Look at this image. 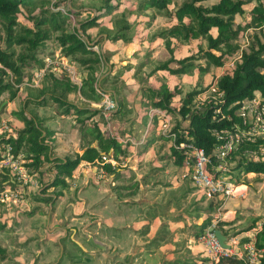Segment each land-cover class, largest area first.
I'll list each match as a JSON object with an SVG mask.
<instances>
[{"label":"trees","instance_id":"1","mask_svg":"<svg viewBox=\"0 0 264 264\" xmlns=\"http://www.w3.org/2000/svg\"><path fill=\"white\" fill-rule=\"evenodd\" d=\"M174 0H136L133 7L120 10L123 0H97L96 3L86 6L79 0H0V95L9 90L12 97H16L17 88L15 85L24 82V68L34 61L43 67V61L38 58V51L44 43L51 39L53 32H60L59 36L62 53L73 60L88 67V73L83 75V84L80 87L82 94L91 99H99L94 88V83L98 71L108 62L111 65L112 52L96 51L89 48L88 41H94L91 30L97 29L99 33L107 34L112 42L123 41L129 43L133 41L136 32L135 25L129 20L130 15L146 13L147 9H155L167 15L172 20H176L172 25L164 28L156 34L166 40L171 56L161 62L151 74L158 70H166L171 73H187L194 67V60L207 59L214 63L218 70H221L226 60L232 57L239 49L237 42L241 33H249L252 38L247 49L243 50L242 60L236 64L235 68L225 71L218 81L219 87L225 91L227 104L247 97H253L259 91L264 98V0H219L212 6L202 4L205 0H185L180 7L169 9V5ZM68 2L71 3L69 6ZM66 7L62 10L60 7ZM20 15L31 22V25L24 24ZM237 16H241L242 21L237 22ZM111 18L112 27L105 26L103 20ZM74 18V19H73ZM79 27H78V26ZM83 31V35L80 33ZM155 37L152 40H155ZM190 41L191 39H205L208 42L207 48H201L199 55H191L177 59L173 54L174 43L171 39ZM15 46H21L25 51L17 55ZM147 58L145 64L148 62ZM176 64L177 68H172ZM199 66V65H198ZM200 68V66L198 67ZM106 76L104 84L109 87L119 88L118 78ZM49 82L38 89L35 99L29 100L37 105H48L54 100L63 106L69 114L72 110L78 115H86L87 120H91L100 113L99 109H84L69 102V94L78 92L79 86L72 82L66 75L55 77L53 73L47 75ZM30 81H34L31 78ZM213 81V80H212ZM212 81L206 86L208 87ZM206 87L200 90H192L186 93L181 106L176 109L171 106L173 97L181 92L177 88L176 92L170 91L163 86L158 91L160 98L154 103L156 107L167 111H178L183 120H189V136L193 137L195 144L203 147L207 153H212L217 139L212 133V129L217 127L230 126V122L216 121L213 119V109L206 111H193L192 105L196 96ZM43 97L41 100L40 98ZM24 110L14 111L13 114L23 123V127L17 131L15 137L6 139L15 147V153H21L24 148L28 151V159L33 161L28 166L39 168L44 160H50V146L45 143L41 122L38 118ZM125 108L123 101L120 102L119 112ZM225 109V108H224ZM234 113V112H233ZM103 119V117H101ZM101 119V120H102ZM104 120V119H103ZM236 120H238L236 118ZM95 137L92 142L86 145L82 154L77 153L75 157L65 159H54L55 177L54 180L45 187H70L67 178H70L78 170L81 162L95 163L102 161L104 155H113L115 158L127 154V148L123 149L122 144L116 138L108 135L100 121L93 123ZM178 130V125L174 127ZM179 137V140H183ZM97 140V145L93 141ZM152 142V140H150ZM255 143L244 144L240 149L256 147ZM173 146V145H172ZM112 151V152H111ZM111 152V153H110ZM173 153L176 155L175 164L183 165V157L173 146ZM104 168L109 174L115 173L116 167L111 163H104ZM229 175L231 180L241 183L242 177L248 172L264 174V160L249 161L239 163L236 168H232ZM237 174L234 176V174ZM8 172L0 170V191L5 189L8 182ZM195 186V185H194ZM196 187V186H195ZM37 199L47 202L61 200V195L56 198L52 196L35 195ZM212 205V204H211ZM209 206V211L212 206ZM36 210L28 212L33 215ZM212 218H207L200 226L194 227L193 235L197 239L204 233ZM225 222L220 221L222 227ZM7 227L6 222L1 221L0 231ZM257 243L264 247V226ZM249 240V239H247ZM246 241V240H244ZM9 258L5 247L0 245V263ZM238 263H241L239 261ZM260 264H264V254Z\"/></svg>","mask_w":264,"mask_h":264},{"label":"crops","instance_id":"2","mask_svg":"<svg viewBox=\"0 0 264 264\" xmlns=\"http://www.w3.org/2000/svg\"><path fill=\"white\" fill-rule=\"evenodd\" d=\"M100 35V37L98 36L99 38L96 37L94 41L89 42L101 48L102 53L106 52L105 47H107L111 50L112 56L110 60L111 65L105 62L106 65H108V71L105 72V63L98 71L100 74L99 79L106 90L116 95L119 105L121 101L125 104V108L122 111H117L114 114V129L111 131V134L105 132L116 138V140L122 144V148H127L128 152L118 158L110 155L113 156L116 161V178L115 173H112L104 180L99 181L100 179L98 178L100 177L96 174L98 173V168L96 169L95 165H93L98 164L99 161L95 163L83 161V165L80 164L81 166H79L73 177L75 180L81 178L84 185H88L91 181H99L97 183L99 186H101L102 182H106L108 186L109 184L111 186H116V194L110 191V196L116 199V264H137L140 262L143 264H151V260L155 256H158V262L156 264H207L208 262L223 264V262H215L207 254L205 246L199 241V238L197 239V237L193 235L195 226H200L205 219L212 218L211 216H213L215 207L221 202V197L215 200H208L204 194L194 186L190 177L184 176L189 169L184 165L175 164L176 155L172 152V145L170 146L172 148L171 150L165 151L162 148L159 151H154L153 145L155 143L150 142V140H152L153 128H155V115L153 116L150 111L153 108H159L154 105L160 98L158 91L161 90L163 86H166L168 89L169 87L173 89L171 83L168 87L160 78L170 77L167 72L172 76L178 74L166 70H158L152 75L151 71L149 73V77H153L151 78L152 80H150L152 81L151 84L146 85L138 83L136 79L130 78L131 71H123L122 68H116V65H114V62L116 63V42H112L108 39L105 33H101ZM155 36L156 34L153 37ZM157 39H163L165 41L167 51L171 56L166 40L160 36L155 37V40ZM171 40L174 43L173 54L175 58H177L175 55V50L177 49L176 43L181 42V40L175 38ZM191 40L198 39L194 38ZM134 41L135 39L133 36V41L129 43H133ZM152 42H154V40H152ZM149 61L150 59L143 65H147ZM156 67L157 66H155L154 69ZM177 67L178 65L176 64L172 66V68ZM115 75H117L116 77L118 78L119 85H121L116 90L104 84L106 76L114 77ZM55 77L60 76L55 75ZM178 86L179 83L176 82L174 90H169L176 92ZM75 93H80L88 104L80 106L74 103L71 100V95ZM180 93L175 95L173 100L180 95ZM145 94H147V97ZM97 97L99 99L85 97L79 86V91L69 94L68 100L72 104H76L78 107L86 110L99 109L100 97ZM42 98L43 97H41L40 100ZM56 104L59 103L53 100V105L55 106ZM171 106L173 108L176 107L172 104ZM26 111L29 113L28 110ZM165 111L167 114L171 115L173 119H178L183 125L188 124L187 121L180 118L178 111ZM67 114L65 110L60 116L64 119ZM85 114L89 115V113ZM146 114L150 115L149 118H151L145 122L144 118ZM36 117L38 118L37 115ZM93 118L100 121L101 127H103L104 124V130L107 129L106 123L101 118L100 113ZM38 120L41 122L39 118ZM159 120L161 125V118ZM18 122L21 124L19 126H14L15 129H17V127H23L22 121L18 119ZM48 134V132L43 131V138H46ZM129 137L134 139V142H127ZM45 143L50 146L48 152L50 160H44L41 166L46 162L44 168L46 170V179L48 182H52L56 173L54 159L60 158L66 160L67 155L64 156L60 152V148H56L46 141ZM97 143L98 141L94 140L92 144L97 145ZM85 148L86 146L83 149H79L78 153L82 154ZM168 160L172 161L173 164L168 162ZM234 167L236 168V166ZM260 175L263 176L257 177ZM247 177L249 179L252 177L254 178L253 180L246 181L245 178ZM69 179L70 178H68V181ZM75 180L74 183L76 184ZM241 182L244 183V188L247 189L248 194L243 198H230L225 201L222 222L226 224L219 228L224 235L231 236L232 234H237L241 240L244 241L254 235L259 238V234L263 230L264 221L261 222L259 217L254 216V212L263 213L262 209L259 210L260 207L258 204L261 200L263 201L264 198H262L264 174L248 172L242 177ZM77 188V185H70L71 191H75ZM51 189L55 190V187H51L48 190ZM44 195H53V197L56 198L58 194H48L45 192L43 196ZM61 197V201L65 200L64 195ZM210 205L212 206L211 211L208 210ZM70 206H73L71 202ZM122 206L126 207V209L122 210ZM151 206H163L165 211L160 212L159 209L155 214L151 215L148 214L147 210H143L144 207ZM32 209H37V207L33 204ZM50 209L53 210V205H50ZM87 213L93 216H100L95 220L98 226L103 224L107 226L113 225L110 221L106 222L105 219L107 218L102 214L91 212L88 204L82 205L79 210L77 209V205H74L72 218L66 217L67 219H71V226L68 227L66 225L61 227L62 230L67 233L68 237L72 236L74 240L84 248H86L84 243L81 239L77 238L76 235L79 234L80 230L88 235L91 233L94 234L93 230L89 228L91 220L88 215H85ZM113 221H115L114 217ZM57 229L56 227H48L46 235L48 232H56ZM38 233L39 231L32 228L31 234L26 236V240L31 239V241L25 249H27L31 255H34V252L30 250V247ZM160 233L163 235L159 239ZM16 235L18 234L16 233ZM103 241L97 240V243L101 242L106 246ZM36 252L35 256L41 253V249H38ZM23 254V252H20V254H16L15 256L12 255V257L17 258L18 262L20 261L19 257ZM126 259L127 262L125 261ZM31 263H34L33 260ZM56 264L59 263L56 262Z\"/></svg>","mask_w":264,"mask_h":264},{"label":"rangeland","instance_id":"3","mask_svg":"<svg viewBox=\"0 0 264 264\" xmlns=\"http://www.w3.org/2000/svg\"><path fill=\"white\" fill-rule=\"evenodd\" d=\"M55 1V0H53ZM185 0H174L172 4L169 5V9L173 10L184 2ZM219 0H205L202 1V4L206 6H212L216 4ZM80 3L90 6L97 2V0H79ZM69 6L71 5L68 2ZM136 4V0H123L120 10L124 8L133 7ZM62 10L66 7L61 6ZM74 19V18H73ZM24 24L31 25L32 23L20 15V19ZM129 20L135 25V41L133 43H124L123 41L116 42V68H122L123 71L129 70L130 78H134L141 84H151L152 80L149 77V73L154 69L155 66L159 65L161 62L167 60L170 57V54L167 51L165 41L163 39H157L152 42V38L155 34L162 31L164 28L172 25L176 20H172L167 15L162 12H159L155 9H147L146 13L133 14L129 16ZM241 16H237V22H241ZM105 26L112 27V21L110 17H107L103 20ZM78 26V25H77ZM79 27V26H78ZM92 38L100 37L101 33L97 29L91 30ZM61 33L53 32L51 39L47 40L44 45H42L38 51V58L43 61V59L48 55H55L57 52L61 51L62 48L59 41V36ZM98 37V38H99ZM100 40V39H99ZM98 40V41H99ZM252 38L246 33H241L237 42L242 46L241 48L247 49L250 45ZM153 43V44H152ZM118 44V45H117ZM177 49L175 50V55L177 58H185L191 55H199V50L201 48H207L208 42L205 39L182 41L176 43ZM17 55L25 51L21 46H15ZM106 52H111L110 49L105 47ZM240 51V49H239ZM80 69L82 74L88 73V67L82 66L78 62L73 60V57H69ZM147 58L150 59L147 65L145 64ZM194 67L190 69L187 73H178V75L172 76L170 73L167 74L170 77H161L165 85L169 87L171 83L173 89L169 87L170 90H174L175 83H179V88L181 89L180 95H178L172 102L175 108L181 106V101L186 95L187 92L192 90H200L206 87L216 75L220 73V70L216 68L214 63L209 62L207 59H196L193 61ZM200 68H198L199 66ZM41 67L36 64L34 61H30L29 65L24 68V82L21 84L15 85L14 88H17L16 97H12L9 90L4 91L0 95V127L3 120H7L9 125L16 126L21 123L18 122V118L13 114L14 111L28 110L31 114L37 115L41 120V128L44 132H48V136L44 138V141L54 145L56 148H60V152L66 157H75L79 149H83L86 145L92 142L95 137V131L93 128V122H97L93 118L92 120L86 121L85 115H78L75 110H72L66 117L61 118V114L64 113V107L60 104L53 105L49 98L48 105H37L34 103H28L29 100H33L38 95V89L42 88L43 85L48 83L50 77H45L41 85L33 86L34 81H30L31 78L36 77V73ZM108 71V65L105 63V72ZM159 78V77H158ZM147 97V94H145ZM71 100L77 105L85 106L88 103L83 99V96L80 93H75L71 95ZM27 112V111H26ZM150 115L146 114L144 118L145 122L148 121ZM100 119V117L98 116ZM160 115L157 114L154 117V126L152 134V142L154 151L163 150L168 151L172 148V141L169 138H166L162 135V127L160 125ZM176 121H179L176 119ZM20 130V127L17 129L14 128L13 133L7 134L9 137H15L17 131ZM15 132V133H14ZM83 151V150H82ZM173 152V149H172ZM25 159L27 160L28 151L24 148L21 152ZM168 162L172 163V161ZM39 167L34 168L39 173V178L41 180V188L48 183L45 173V164ZM26 163L25 165L29 168ZM81 165L82 162H81ZM80 165V166H81ZM95 165V168L99 171L103 170L104 173H96L99 175L100 180L107 178L109 172L104 168L103 161L99 160L98 164ZM232 169V168H231ZM237 174L235 173L234 176ZM263 175L257 176L261 177ZM254 177L249 179L245 178L246 181L253 180ZM74 177H70L69 182L71 186H78L77 190L71 191L70 187H57L56 190L51 189L46 191L48 194H58L64 195L65 200H57L53 203V210L50 209V202L42 201L37 199L34 193L38 190L39 187L30 186V201L33 202L34 206L37 207L33 215H28V212H23L17 210V208L11 209L13 212L14 221H9L12 223L11 226L7 224V227L3 231H0V245L5 247L8 256L6 261H3L1 264H116V199L110 196V191H113L116 194V186H109L106 182H102L99 186L97 182H90L88 185H84L83 180L78 178L75 180ZM264 197V186L262 187V198ZM70 202L73 206H70ZM88 204L91 212H96L102 214L107 219L105 221L112 222L113 225L107 226L106 224L97 225L95 222L100 216L88 215L90 217V230H93L94 234H85L81 230L79 234L76 235L77 238L81 239L85 247H82L74 238L68 237L67 233L62 230L61 226H71V219L73 214V207L77 205L79 210L82 205ZM260 209H262V214L255 211L254 216L259 217L261 222L264 221V198L258 204ZM125 210L126 207H121ZM160 209V212H164L165 209L163 206H151L144 207L143 210H147L148 214H155ZM34 210V209H32ZM142 210V209H140ZM138 210V211H140ZM215 213V210H214ZM213 213V215H214ZM52 214V215H51ZM28 215V216H27ZM84 215V214H83ZM6 214L4 215V217ZM112 217V220H111ZM113 217L115 221H113ZM213 218V216H211ZM2 222H5L4 218H1ZM92 223V224H91ZM48 227L58 228L56 232L46 235ZM35 228L39 231L36 234L34 242L31 244L30 250L34 252V255H31L27 249H25L29 244L30 240H26V236L31 234V229ZM16 233L18 235H16ZM97 234V235H95ZM162 233L159 235V239L162 237ZM260 235V234H259ZM48 236V237H47ZM44 239H43V238ZM53 237V238H52ZM262 235L260 236V238ZM55 238V239H54ZM97 238V239H95ZM264 238V236H263ZM97 240L103 241L97 243ZM20 242V243H19ZM41 249V253L37 256L36 251ZM24 254L17 258H13L12 255ZM145 253V252H143ZM127 262V259L125 260ZM158 262V256H155L151 260V264H156ZM137 264H143L142 262ZM207 264H214L208 262Z\"/></svg>","mask_w":264,"mask_h":264},{"label":"built area","instance_id":"4","mask_svg":"<svg viewBox=\"0 0 264 264\" xmlns=\"http://www.w3.org/2000/svg\"><path fill=\"white\" fill-rule=\"evenodd\" d=\"M88 44L90 45L89 48L100 51L96 44L89 41ZM241 47L240 51L238 50L226 60L221 72L193 101V111L204 112L206 109L211 108L214 111V120L230 122V126L215 127L211 130L217 139V144L212 153H207L203 147L195 144L193 137L189 136V120H184L188 124L183 125L160 108H153L150 113L153 116L156 114L160 115L162 135L171 139L172 145L183 157V165L189 169L184 176L190 177L196 188L208 200H215L221 197V202L215 207L211 223L199 237V241L205 246L207 254L217 263L260 264L264 254V247L258 246V238L255 235L251 236L249 240L242 241L239 235L232 234L227 236L225 241L227 245L224 246L216 234V229H220L219 223L223 220L225 201L230 198H243L248 194L243 182L237 183L236 180L229 178L232 172L231 168L241 162L264 160V98L262 94L256 91L253 97H247L232 104H227L225 91L218 84L222 74L228 68H235L236 64L241 62L242 53L245 50V48ZM51 73L58 76L66 75L80 87L83 84L82 72L61 51L55 55H48L43 59V67L36 73L32 85H41L44 78ZM99 78L100 74L96 78L94 88L100 97L99 110L101 117L106 123V132L111 134L114 129V114L119 109V102L116 95L102 86ZM177 125L180 135L174 131V127ZM13 131L14 126L9 125L7 120H3L0 127V134L2 135V139L0 138V169H8L9 180L5 189L0 191V204H3L10 213H12L11 209L13 208H17L19 211H28L30 209V186L39 187V193L41 191L39 173L30 167L28 168L25 165L24 156L15 154L14 145L5 140L8 137L7 134L13 133ZM179 137L184 139L179 140ZM127 142H134V139L129 137ZM247 143H255L257 145L255 148H245L239 152V149ZM102 161L103 164L110 162L113 166H116L113 156L104 155ZM97 172L104 173L103 170L99 171V169ZM7 221H12V218L8 217ZM239 261L241 263H238Z\"/></svg>","mask_w":264,"mask_h":264},{"label":"clouds","instance_id":"5","mask_svg":"<svg viewBox=\"0 0 264 264\" xmlns=\"http://www.w3.org/2000/svg\"><path fill=\"white\" fill-rule=\"evenodd\" d=\"M101 116V115H100ZM106 130V129H105ZM6 135V134H5ZM0 138L2 139V135L0 134ZM10 138V137H9ZM6 139H8V137H6ZM5 139V140H6ZM6 142H9V141H7L6 140ZM11 143V142H10ZM14 152H15V147H14ZM16 154V153H15ZM17 154H22V153H17ZM23 155V154H22ZM108 156H110V155H108ZM24 159H25V157H24ZM26 160V159H25ZM33 160L32 159H27L26 160V163H31ZM108 163H110V162H108ZM116 167V166H115ZM31 169H33V167H30ZM0 170H2V171H7L8 172V169H0ZM33 170H35V169H33ZM36 171V170H35ZM38 172V171H37ZM55 177V176H54ZM8 178H9V173H8ZM9 180V179H8ZM67 181H68V178H67ZM69 182V181H68ZM51 182H48L47 184H45L42 188H41V185H40V193H39V189L34 193V195H42L43 196V194L46 192V191H48V189H50L51 187H48L46 190H45V187H47L49 184H50ZM70 183V182H69ZM7 184H8V182H7ZM54 188V187H53ZM55 190H56V188H55ZM45 196V195H44ZM48 196H50V195H48ZM29 199H30V195H29ZM29 202H30V204H31V206H30V209L28 210V211H23V212H32V211H34V210H36V209H34V210H31L32 209V206H33V204H32V202L29 200ZM50 205L52 206L53 205V203L51 202L50 203ZM52 208V207H51ZM6 214V216L4 217V215ZM13 212L12 213H10V212H8L6 209H5V207H4V205L3 204H0V217L1 218H4L5 219V222L8 224V225H10L11 226V224L12 223H8V221H7V219H8V217H11L12 218V221H14V217H13ZM11 221V222H12Z\"/></svg>","mask_w":264,"mask_h":264},{"label":"water","instance_id":"6","mask_svg":"<svg viewBox=\"0 0 264 264\" xmlns=\"http://www.w3.org/2000/svg\"><path fill=\"white\" fill-rule=\"evenodd\" d=\"M80 33L83 35V31L82 30H80ZM216 234H217L221 244L224 245V246L227 245L225 243V241L227 240V236L224 235L220 229H216Z\"/></svg>","mask_w":264,"mask_h":264}]
</instances>
